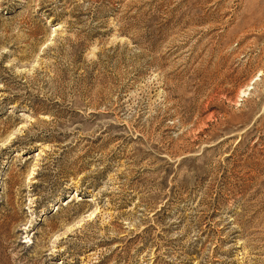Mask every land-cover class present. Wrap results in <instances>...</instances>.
Masks as SVG:
<instances>
[{"label":"rangeland","instance_id":"1","mask_svg":"<svg viewBox=\"0 0 264 264\" xmlns=\"http://www.w3.org/2000/svg\"><path fill=\"white\" fill-rule=\"evenodd\" d=\"M0 264H264V0H0Z\"/></svg>","mask_w":264,"mask_h":264}]
</instances>
